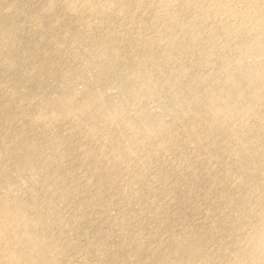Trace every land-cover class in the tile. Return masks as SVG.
Instances as JSON below:
<instances>
[{
  "label": "bare ground",
  "instance_id": "obj_1",
  "mask_svg": "<svg viewBox=\"0 0 264 264\" xmlns=\"http://www.w3.org/2000/svg\"><path fill=\"white\" fill-rule=\"evenodd\" d=\"M49 1L54 6L48 8ZM13 18L30 25L16 26ZM90 21H114L115 27L86 30ZM74 51L81 53L78 62L69 56ZM259 56L264 0H22L10 9L0 0V264H73L97 255L112 264L136 263L140 256L156 261V250H143L145 235L157 233L130 227L132 216L122 211L139 203L130 201L134 190L125 189L126 181L146 179L142 168L151 164L152 172L161 158L212 154L214 146L200 145V134L214 135L217 143L224 133L233 136L221 148L226 153L216 156L226 166L218 192L230 183L224 191L231 196V181L250 175L245 166L251 160L243 166L232 159L244 143L257 146L256 178L264 181ZM112 88L118 98L109 97ZM13 97L17 106L9 104ZM152 101L164 111L175 109L154 119ZM84 169L88 184L97 175L98 186L115 177L114 185L92 193L82 183ZM216 199L195 196L185 203L207 200L220 214L235 210ZM256 203L263 212H252ZM79 216L94 231L82 230ZM236 216L242 229L217 261L203 259L205 250L198 263L196 252H174L170 248L188 241L169 232L164 258H176L175 264H264L261 193L254 192ZM112 217L117 225L107 232ZM121 240L138 242L125 251L126 260L113 252Z\"/></svg>",
  "mask_w": 264,
  "mask_h": 264
},
{
  "label": "rangeland",
  "instance_id": "obj_2",
  "mask_svg": "<svg viewBox=\"0 0 264 264\" xmlns=\"http://www.w3.org/2000/svg\"><path fill=\"white\" fill-rule=\"evenodd\" d=\"M22 0H5V6L7 9L17 7ZM46 6L48 8L54 6V3L47 2ZM11 17V16H10ZM10 17L8 19H10ZM12 23L19 27L29 26L30 21L20 20L18 18H13ZM90 28H101L106 25L114 26V21H110L109 24H103L101 21H90L87 23ZM102 35L98 36L101 37ZM97 37V38H98ZM74 51L70 53V58L74 61H79L81 58L77 55H81ZM251 59L246 62L249 64ZM257 63L264 62V56H259L256 59ZM263 74V73H262ZM264 77V74L262 75ZM51 85L54 84V80H50ZM80 89V88H79ZM28 89L24 90V93L27 94ZM82 92V89L80 90ZM55 97V95H52ZM118 98L119 94L116 89H111L109 92V97ZM11 100V99H10ZM204 100H207L205 97ZM17 101L15 97L10 101V106H17ZM150 114L154 119H161L167 116V113L173 111L175 107L169 108V111H164L161 107H156L155 102L152 101L149 104ZM171 109V110H170ZM136 112L128 114L127 117H132ZM165 115V116H164ZM152 125H146V129L151 128ZM69 133V131H68ZM44 134L43 132L38 135ZM199 139L200 145L203 146H214V151L212 154H205L202 152H192V154L187 155V159H184L183 156L173 155L170 162L165 161L163 158L159 159L155 163V169L152 172H148L151 164L143 167L144 175L146 179H141L136 177L132 179L131 176H128L126 181L125 189L132 188L134 190V195L130 201L138 199L139 203L136 204L134 210H124L123 212L128 213L132 218L129 220L128 224L130 227L134 228L136 226L137 230H142L148 228L152 233H157L158 236L155 238L152 235L146 234V248L143 252L147 250L157 251L159 257L158 259L162 260V264H175L176 258H172L171 261H168L165 256L170 248L163 244L169 238L168 232L173 236V238L186 239L188 243L186 245L181 244L177 248H170L174 252L182 250L184 254L188 251L196 252V257L194 258V263L208 258L209 260L215 262L222 254H225V250H228L232 237L238 235L240 228L241 219L236 216V213L242 211L244 205L250 198L253 196L254 192L261 193L264 197V188L261 187V184H264V181L257 179L256 176H259L257 173V161L258 155L256 153V147L253 143L243 144L242 150L238 155L234 156L232 159L240 165H243L244 162L251 160L252 162L245 166L250 175L245 178H234L231 181L233 184V192L231 196L225 194V188L230 185V183L222 187L219 192L217 191V184L219 182L225 181L221 177L220 173H224L226 166H221L222 163L218 162L216 156L217 153L222 152L223 154L226 151H221V148L227 145L226 141L232 139V134L224 133L222 136V141L217 143L214 135L211 134H200ZM67 134L63 137L66 139ZM69 140V137H67ZM185 140V139H183ZM66 145V144H65ZM74 144L66 145L72 147ZM262 151H264V145L260 146ZM12 149V148H11ZM14 150V148L12 149ZM244 166V165H243ZM103 167H100L102 169ZM119 168V167H118ZM119 174L121 168L118 169ZM239 168L235 171V177L238 175ZM147 172V173H146ZM80 176L83 178V185L88 187L92 193L103 194L105 191L103 189L108 186L114 185L115 177L108 178L104 181L103 186H98L100 181V176H94V184H88L90 181V176L88 172L84 169ZM248 179V182H245V179ZM210 195L211 198H217L215 202L221 204H227L229 207H234L235 210L231 212L230 215L228 212L220 214L211 210V203L207 200H202L194 205L187 204L185 201H191L195 196H205ZM200 207L199 212H195L194 208ZM253 211L263 212V205L261 203H256L253 206ZM179 215H182V218H179ZM79 227L82 230L94 231L95 225H86L84 223V217L79 216ZM111 223L107 225L105 230L107 232L115 229L117 221L114 220V217L111 219ZM220 229V230H218ZM246 230V233L250 234L249 228H243ZM92 234L97 237H101L102 232ZM84 243V242H83ZM138 244L135 242H127L121 240L119 245L113 249V252L122 255L126 260L127 255L125 251L130 248H134ZM6 246V245H1ZM205 250V255L200 258L199 252ZM141 260L136 261V263L131 264H152L156 262L153 257L145 258L141 257ZM73 264H112L111 261L101 255L96 257L89 258L85 260V257L77 260Z\"/></svg>",
  "mask_w": 264,
  "mask_h": 264
}]
</instances>
